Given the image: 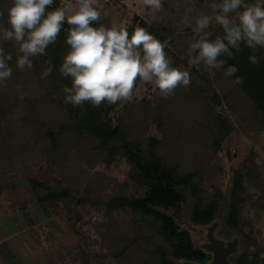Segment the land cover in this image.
<instances>
[{"label": "rangeland", "instance_id": "rangeland-1", "mask_svg": "<svg viewBox=\"0 0 264 264\" xmlns=\"http://www.w3.org/2000/svg\"><path fill=\"white\" fill-rule=\"evenodd\" d=\"M213 2L219 0H163V11L153 16L142 0H97L98 26L128 29L141 20L148 26L172 25L174 38L155 37L165 44L172 67L176 54L187 60L190 71L196 68L200 78L195 82L202 87L198 95L177 87L164 98L154 82L137 79L132 99L121 101L110 115L113 125L121 121L127 137H155L156 150L179 174L193 173L199 195L188 196L177 213L182 227L198 196L223 211L241 174L240 226L252 253L264 247V118L219 69L212 77L188 55L195 19L200 12L211 15ZM48 85L41 72L14 68L0 87V264H155L143 252L145 238L154 240L151 245L162 240L145 218L130 208L110 211L104 203L118 195H143L128 160L121 154L110 159L91 138L66 137L53 149L38 129L68 121L58 92L51 95ZM217 115L231 127L229 134L219 130ZM32 180L61 186L86 201L66 198L41 205L39 196L46 190ZM195 230L201 241L203 228Z\"/></svg>", "mask_w": 264, "mask_h": 264}, {"label": "clouds", "instance_id": "clouds-1", "mask_svg": "<svg viewBox=\"0 0 264 264\" xmlns=\"http://www.w3.org/2000/svg\"><path fill=\"white\" fill-rule=\"evenodd\" d=\"M54 0H12L7 9V27H0V40L14 41L20 55L15 67L20 71L33 67L32 59L46 55L49 45L54 44L67 24L64 43L69 51L60 65V74L71 79V86L63 87L64 103L74 107L90 102L99 107L103 102L116 104L130 101L137 79L154 82L164 98L174 94L177 87H188L191 74L187 70L172 67V60L164 51L165 44L149 33L147 28L136 26L131 35L127 27L113 24L106 27L99 22L97 0H60V5L50 9ZM152 15L163 11V0H142ZM212 14L198 13L193 31L195 36L189 43L188 55L191 63L203 64L209 75L227 63L218 57H234L241 51L240 43L249 49H264V0H219L209 5ZM239 10V11H237ZM188 13L192 12L189 8ZM236 13L235 19L230 13ZM4 15L0 12V17ZM213 24L219 25L223 35L210 40L211 33L205 31ZM186 27H192L185 21ZM11 55H6L0 47V87L11 79L13 67ZM248 61L258 64L259 59L250 55ZM49 66L41 74V79L51 75ZM239 68L229 65L225 76H235L234 84L241 85L243 76H237ZM23 99V96L20 97Z\"/></svg>", "mask_w": 264, "mask_h": 264}, {"label": "trees", "instance_id": "trees-1", "mask_svg": "<svg viewBox=\"0 0 264 264\" xmlns=\"http://www.w3.org/2000/svg\"><path fill=\"white\" fill-rule=\"evenodd\" d=\"M245 2L252 3L254 0H245ZM11 3L12 0H0V12L4 13L0 17V27H7V9L11 6ZM59 5L60 0H54L51 8L46 9V11L53 10ZM229 16L235 19L236 13H230ZM98 24L99 22H96L93 26L98 27ZM137 26L147 28L150 34L161 40L174 38L175 29L170 24L155 23L148 26L145 21L141 20ZM68 27L70 26L67 24L62 25V30L56 42L48 46L46 55L31 58L33 63L31 70L41 72V74L49 66L46 62L51 60L53 71L46 78V80H49L47 92H50L51 95H56V92H58L59 104L64 108L68 117L66 123L54 127L46 123V125H40L38 129L46 134L53 149H57L62 145L61 140L66 137L91 138L95 141L98 150L106 153L105 155L110 159L117 156V154H121L122 157L128 160L132 165L133 173L131 175L135 183L140 188H145L143 195L140 197L118 195L109 198L104 203L110 211L130 208L149 223L152 233L162 240L161 243L151 245L154 240L151 239L150 241V238H145L147 242H145L146 247H143V252L150 261L155 264L205 262L207 255L200 246L195 228L205 227L215 219L219 211L217 203L215 201L204 202L198 196V200L192 205L189 216L185 220V222H188L187 227H182L184 222L177 216L188 196L199 195L200 187L192 181L194 178L193 173L179 174L174 167L169 166L168 162L156 150L159 141L155 137H147L145 141L130 138L125 134V128L120 120L113 125L110 114L121 101L116 104H109L105 101L99 107L92 106L90 102H85L78 107L64 103L62 89L65 86H71V79L62 77L59 69L64 56L69 51V46L64 43ZM134 28V25L128 28L130 35ZM207 32L211 33L210 40H214L217 35H223L222 29L216 24L210 26ZM0 47H3L6 55L12 56L10 64L13 69L16 68V59L20 55L18 45L14 41L0 40ZM240 49V52L235 53V49L230 48L235 54L231 59L218 57V59L227 61L224 67L219 70L224 74L229 65H236L239 68L236 75L243 76L244 82L241 85L233 84L244 94L252 105L254 112L264 118V49H249L243 42L240 43ZM250 55L257 56L259 63L251 64L248 61ZM173 56L176 68L190 72L191 84L188 89L198 95L202 87L195 82L200 78L195 70L196 68H191L190 71L185 58L180 59L176 54ZM225 77L232 82L235 80V76ZM217 116L219 130H222L221 132L224 135L229 134L231 127L226 125L223 117ZM32 183L33 186H41L46 190V193L39 196V204L41 205H55L66 198L75 199L79 203L86 201L85 198H76L71 194V191L61 188V186L55 187L48 182L44 184L36 180H32ZM242 191V177L241 174H238L235 177L231 197L226 207L228 223L232 227L240 226L239 203L244 200L241 196ZM134 242L132 240L131 243ZM134 247L139 249V246Z\"/></svg>", "mask_w": 264, "mask_h": 264}, {"label": "flooded vegetation", "instance_id": "flooded-vegetation-1", "mask_svg": "<svg viewBox=\"0 0 264 264\" xmlns=\"http://www.w3.org/2000/svg\"><path fill=\"white\" fill-rule=\"evenodd\" d=\"M229 200L225 204L224 210L217 212L215 219L205 227H201L204 230L200 246L206 245L208 241V229L214 226L213 235L217 240L224 242L225 248L232 251L228 255V261L230 264H264V247H257L250 253L248 252L247 241L249 236L243 232L241 226L232 227L228 223V211L226 209ZM207 260L203 263L195 262L198 264H210L213 260V253L209 252L205 248Z\"/></svg>", "mask_w": 264, "mask_h": 264}, {"label": "water", "instance_id": "water-1", "mask_svg": "<svg viewBox=\"0 0 264 264\" xmlns=\"http://www.w3.org/2000/svg\"><path fill=\"white\" fill-rule=\"evenodd\" d=\"M214 226L208 229V243L203 245V248L213 253V260L210 264H230L228 255L232 252L225 248L224 242L217 240L213 235ZM187 264H198L195 262H188Z\"/></svg>", "mask_w": 264, "mask_h": 264}]
</instances>
